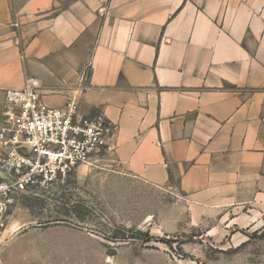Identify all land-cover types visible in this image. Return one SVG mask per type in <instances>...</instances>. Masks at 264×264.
<instances>
[{
    "label": "crops",
    "instance_id": "0c3cea01",
    "mask_svg": "<svg viewBox=\"0 0 264 264\" xmlns=\"http://www.w3.org/2000/svg\"><path fill=\"white\" fill-rule=\"evenodd\" d=\"M30 77L116 124L111 161L192 225L264 221V0H0V100Z\"/></svg>",
    "mask_w": 264,
    "mask_h": 264
},
{
    "label": "rangeland",
    "instance_id": "374dc122",
    "mask_svg": "<svg viewBox=\"0 0 264 264\" xmlns=\"http://www.w3.org/2000/svg\"><path fill=\"white\" fill-rule=\"evenodd\" d=\"M111 158L103 154L80 167L66 184L20 199L2 219L0 264L264 260V221L253 229L235 227L214 235L208 230L211 225H192L189 215L176 207L171 190L143 184Z\"/></svg>",
    "mask_w": 264,
    "mask_h": 264
},
{
    "label": "built area",
    "instance_id": "2783aa9c",
    "mask_svg": "<svg viewBox=\"0 0 264 264\" xmlns=\"http://www.w3.org/2000/svg\"><path fill=\"white\" fill-rule=\"evenodd\" d=\"M30 77L5 92L0 110V235L3 216L20 199L60 187L81 166L113 150L118 127L101 113L80 114L75 98L53 108Z\"/></svg>",
    "mask_w": 264,
    "mask_h": 264
},
{
    "label": "trees",
    "instance_id": "16d2710c",
    "mask_svg": "<svg viewBox=\"0 0 264 264\" xmlns=\"http://www.w3.org/2000/svg\"><path fill=\"white\" fill-rule=\"evenodd\" d=\"M140 235H143L142 233H139ZM114 238H119V236H116V237H114Z\"/></svg>",
    "mask_w": 264,
    "mask_h": 264
}]
</instances>
